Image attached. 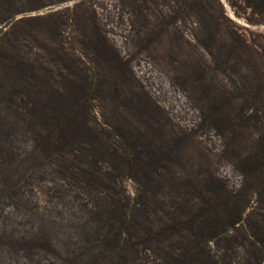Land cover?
I'll list each match as a JSON object with an SVG mask.
<instances>
[{
    "label": "rangeland",
    "instance_id": "rangeland-1",
    "mask_svg": "<svg viewBox=\"0 0 264 264\" xmlns=\"http://www.w3.org/2000/svg\"><path fill=\"white\" fill-rule=\"evenodd\" d=\"M26 65L35 96L12 78ZM0 85L4 145L23 160L14 188L0 176V264H76L118 204L135 214L133 264H163L191 232L224 264L264 260L244 238L264 233V0H0ZM54 91L82 134L45 154ZM213 190L227 226L201 241ZM223 191L239 196L233 226Z\"/></svg>",
    "mask_w": 264,
    "mask_h": 264
},
{
    "label": "trees",
    "instance_id": "trees-1",
    "mask_svg": "<svg viewBox=\"0 0 264 264\" xmlns=\"http://www.w3.org/2000/svg\"><path fill=\"white\" fill-rule=\"evenodd\" d=\"M5 8L1 6V10ZM25 70L15 67L13 72V81L14 84H19L21 87H26V90L30 92L32 96L40 92L41 78L38 74L33 73L30 79H27L28 76ZM32 72V71H31ZM25 76V77H24ZM37 76V77H36ZM27 79V80H26ZM30 80V81H29ZM1 90V85H0ZM12 92L16 91V89L12 88ZM57 95V96H56ZM47 98L45 99L44 109H48L49 113L52 116L54 124L52 128L46 129L43 137H41L42 141L46 142V147H42L43 151L48 148H52L53 146H65L73 143L77 138V136L82 134V130H79L77 126V122H75L74 117H70V115L65 111L64 108V96L58 91H54L52 94L46 93ZM10 98V92H9ZM53 102V105H51ZM4 101H0V106H4ZM3 104V105H2ZM0 107V108H1ZM77 107V103H75L74 108ZM72 112V111H70ZM80 125V124H79ZM2 129L0 126V176L3 177V185H5L8 189H12L15 187L17 183V176L19 175V163L23 162V160L15 163V159L10 157L8 149L5 147V140L2 138ZM89 140H94L93 136H90ZM92 140V141H93ZM71 141V142H70ZM92 146L98 147V152L101 155L102 145L100 141L97 139L95 143L90 142ZM5 152V153H4ZM3 156V154H6ZM49 150L46 151L45 154H48ZM9 155V156H8ZM259 167V166H258ZM256 167L255 169H251V177L253 181V192L254 194H259L260 192L256 190L254 187L255 184H263V172ZM90 170H92L93 166H88ZM85 176H90V178L95 180L94 182L99 183L103 180V174L97 175L93 172H86L82 170ZM95 176V177H94ZM101 177V178H100ZM261 178V179H260ZM13 179H16L13 181ZM258 181V183H257ZM103 185V183H102ZM99 186H101L99 184ZM211 186V184H210ZM209 186V187H210ZM221 188V187H218ZM206 190V189H204ZM208 192V190H207ZM211 196H208V200L204 202L205 207H199L198 214L202 215V218L196 223V230L198 232H204L201 236L203 239H208L209 232L213 227L217 226L218 228L223 229L222 226L225 225L223 219L224 217H220L217 211H211L209 206V202L218 197L216 191H209ZM264 192V191H263ZM222 195H225V210L228 212V218L231 216L234 218L229 226H233V224H237L240 219V213L242 212V207L240 205L239 196H231V194H227V192L223 191ZM231 197V198H229ZM124 205L118 204L115 207L108 209L105 207L100 208V212L96 213L94 226L89 229V231L84 232L87 238V245L81 247L74 255L71 257L76 264H133L134 260L137 258L138 254V246L133 239L137 236L134 235L136 233V224L134 216L135 214L129 215L127 212L123 211ZM207 207V208H206ZM224 212V211H223ZM193 221L194 218L191 216ZM225 228V227H224ZM42 235L45 237L49 234V229L41 228ZM102 231V232H101ZM259 235L253 233L252 231L245 235L244 238L247 242L253 247L254 252L259 256L264 255V233L259 232ZM195 233L191 232V235L181 236L182 242L179 246L180 251L174 254L175 256L165 255L163 264H224L217 260V255L210 251L208 248L205 249L202 247V243L196 242ZM213 235V233H212ZM167 237V235H166ZM211 237V236H210ZM188 239V240H187ZM184 240L185 243L183 242ZM48 242V239H47ZM261 249H260V248ZM255 254V255H256ZM254 263L259 264L261 257L254 256ZM259 259V260H258Z\"/></svg>",
    "mask_w": 264,
    "mask_h": 264
}]
</instances>
